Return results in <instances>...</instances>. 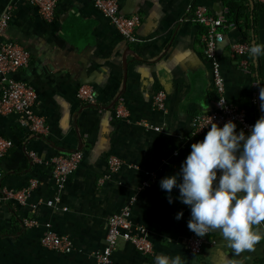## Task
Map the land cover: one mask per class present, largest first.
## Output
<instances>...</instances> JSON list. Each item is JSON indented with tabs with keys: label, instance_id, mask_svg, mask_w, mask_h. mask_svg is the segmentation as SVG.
I'll return each mask as SVG.
<instances>
[{
	"label": "crops",
	"instance_id": "crops-1",
	"mask_svg": "<svg viewBox=\"0 0 264 264\" xmlns=\"http://www.w3.org/2000/svg\"><path fill=\"white\" fill-rule=\"evenodd\" d=\"M118 1L122 13L140 18L136 42L127 41L91 0H59L52 21L28 2L0 0V19L11 13L1 37L30 54L28 65L10 76L35 88L34 110L46 123V130L36 133L23 114L0 113V135L13 141L0 157V186L20 188L37 180L23 203L0 201V264H96L107 219L124 206L133 223L147 228L153 251L143 255L119 240L110 264H155L157 255H179L184 264H264V238L252 251L235 255L218 230L208 232L199 253H190L187 243L195 234L187 227L190 208L178 199V188L171 190L169 203L159 185L164 176L178 173L191 143L203 139L205 132L193 133V116L216 106L194 7L202 4L210 14L224 16L229 1L239 5L242 13L224 31L216 55L225 98L255 122L264 114V55L254 59L247 53L244 69L230 46L242 40L264 43V0ZM85 83L94 88L92 104L75 95ZM158 91L165 95L163 110L153 102ZM117 107L125 114L116 116ZM73 150L82 152L79 165L56 182L50 158ZM29 151L41 162L32 161ZM110 155L122 161L113 172ZM24 219L35 224L26 226ZM47 227L67 236L71 250L43 247L40 237ZM254 227L264 233V227Z\"/></svg>",
	"mask_w": 264,
	"mask_h": 264
},
{
	"label": "built area",
	"instance_id": "built-area-1",
	"mask_svg": "<svg viewBox=\"0 0 264 264\" xmlns=\"http://www.w3.org/2000/svg\"><path fill=\"white\" fill-rule=\"evenodd\" d=\"M34 5L45 21H52L55 15V8L59 0H21ZM93 5L104 15L117 31L130 42L138 41L135 33L139 25L138 14H124L121 12L118 0H91ZM193 21L202 27L199 39L203 44V51L210 61L212 86L216 94L215 108L198 112L193 116V133L200 135L208 130L210 125H206L211 120L218 126H222L227 120H232L236 126L248 132L254 123L247 119L246 113L235 104L229 102L224 96V78L220 70V62L216 55L218 42L223 40L224 31L234 27V23L228 22L222 15H212L204 5H196L193 9ZM11 19V13L7 11L0 19V113L11 114L21 113L24 116L26 126L30 131L42 133L46 130V123L43 116L34 110L37 99L35 88L25 81L11 77L10 74L26 67L30 61L29 52L19 43L7 40L2 36V31ZM249 43L246 41L234 42L230 46V53L233 57H240V64L244 69L248 68L247 59L244 57L248 53ZM76 97L84 102L92 104L96 101L94 88L91 84H80L75 93ZM165 95L158 91L154 95V105L158 109H165ZM116 116H122L125 111L121 107L115 110ZM206 125L204 127H201ZM201 127V128H200ZM200 128V129H199ZM159 129V127H155ZM13 141L0 135V157H3L12 147ZM32 161L39 163L40 159L33 151H29ZM83 155L80 150H73L68 153L53 155L49 164L51 173L56 182H64L66 178L77 168ZM109 169L116 171L122 161L115 155H110L107 159ZM37 186V180L30 179L29 183L20 188H8L0 186V201L14 200L23 203L26 197ZM56 200V199H55ZM55 200H47L48 204H54ZM26 226L35 224L33 219H24ZM259 226L264 227V222ZM208 233L199 237L192 235L187 243L190 253H199L203 244L207 241ZM102 246L94 252L96 264H110L111 253L115 249L119 240H124L143 255H149L153 251V244L148 236V230L144 225L133 223L130 217V209L127 206L112 213L106 224V235ZM43 247L60 252L71 250L72 243L65 235H60L49 227L45 228L40 237Z\"/></svg>",
	"mask_w": 264,
	"mask_h": 264
},
{
	"label": "clouds",
	"instance_id": "clouds-1",
	"mask_svg": "<svg viewBox=\"0 0 264 264\" xmlns=\"http://www.w3.org/2000/svg\"><path fill=\"white\" fill-rule=\"evenodd\" d=\"M248 53L254 59L264 55V43L251 44ZM261 109L264 113V103ZM206 125L203 139L191 143L178 173L164 176L159 185L169 203L171 190L178 188V199L190 208L187 227L197 236L218 230L235 255L252 251L264 238L254 227L264 222V114L247 133L237 131L232 120L218 126L210 118ZM182 214L177 211L175 219ZM155 264L184 261L179 255H157Z\"/></svg>",
	"mask_w": 264,
	"mask_h": 264
},
{
	"label": "trees",
	"instance_id": "trees-1",
	"mask_svg": "<svg viewBox=\"0 0 264 264\" xmlns=\"http://www.w3.org/2000/svg\"><path fill=\"white\" fill-rule=\"evenodd\" d=\"M227 11L225 13V18L228 22L236 24L238 15L242 12L239 10V5L234 2H228Z\"/></svg>",
	"mask_w": 264,
	"mask_h": 264
},
{
	"label": "water",
	"instance_id": "water-1",
	"mask_svg": "<svg viewBox=\"0 0 264 264\" xmlns=\"http://www.w3.org/2000/svg\"><path fill=\"white\" fill-rule=\"evenodd\" d=\"M220 42H222V41H220ZM220 42H218V43H220Z\"/></svg>",
	"mask_w": 264,
	"mask_h": 264
}]
</instances>
